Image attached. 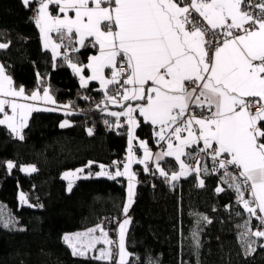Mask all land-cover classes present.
Wrapping results in <instances>:
<instances>
[{
	"label": "snow or ice",
	"instance_id": "obj_1",
	"mask_svg": "<svg viewBox=\"0 0 264 264\" xmlns=\"http://www.w3.org/2000/svg\"><path fill=\"white\" fill-rule=\"evenodd\" d=\"M33 2L23 0L29 7ZM50 6L56 7V15ZM258 7L259 12L252 10L250 0H38L35 23L44 48H51L55 59L63 47L65 60L79 77L81 87L87 88L89 81H98L105 92V101L121 109L107 112L115 118L114 126L122 127L124 118L128 127L129 150L123 171L119 162L114 161L117 165L114 173L99 165V172L85 174V169L95 163L89 161L83 168L63 174L62 178L69 182L67 190L72 191L74 179L95 175L115 180L124 176L128 180V203L124 206L127 213L135 195L133 164H144V170L149 171L147 161L155 155L160 175L176 181L190 171L197 176L202 170L208 173L206 166L190 169L181 159L187 156L199 165L204 154L211 158L213 171L224 170L243 209L264 225V0ZM53 32L61 43L53 42ZM77 44L80 48L97 50L89 56L87 64L73 62L68 54L80 50L75 47ZM3 47L7 45L0 44ZM85 69L90 71L89 76H85ZM114 84H119L121 91L115 96L108 95L109 86ZM18 99L56 104L47 88L43 96L39 91L28 96L23 87L17 90L0 65V125L21 140L32 112L59 110V106L41 108ZM129 101L135 103H126ZM253 107L258 111L253 112ZM63 108L67 110L70 105ZM137 113L144 123L156 129L157 142H165L166 150L153 154L148 144L140 141L143 159L135 157L131 145L139 127ZM105 124L113 126L107 120ZM69 126L67 120L60 124L61 128ZM88 134H93L92 129H88ZM194 146L195 154L186 151ZM165 157H174L179 162L178 173L169 177L160 168L159 161ZM14 167L13 162L6 163L8 170ZM21 171L33 173L37 169L27 166ZM199 183L203 186L204 181ZM249 187L251 191L246 198L245 189ZM223 190L217 188V192ZM19 199L28 203L23 193ZM129 223L125 219L119 225L117 264H127L129 253L124 240ZM97 231L99 236L94 235ZM251 234L264 238V230ZM63 239L73 255L82 257L98 243L108 245L92 259L112 260L111 246L115 242L108 239L102 225L86 233L65 235Z\"/></svg>",
	"mask_w": 264,
	"mask_h": 264
},
{
	"label": "trees",
	"instance_id": "obj_2",
	"mask_svg": "<svg viewBox=\"0 0 264 264\" xmlns=\"http://www.w3.org/2000/svg\"><path fill=\"white\" fill-rule=\"evenodd\" d=\"M36 3L29 7L23 0H0V44L7 45L0 48V61L16 87L31 92L47 85L56 102L69 101L72 114L32 112L23 140L0 125V204L11 217L7 227L0 221V264H111L91 255H73L62 234L123 214L125 179L93 175L76 180L69 192L62 172L89 161L95 163L87 171L105 165L113 172L114 161L122 159L119 167L124 162L128 127L122 120V127L114 126L105 92L96 81L82 88L67 61L61 56L53 59L42 47L33 16ZM95 51L80 48L69 55L83 65ZM63 120L70 126L61 128ZM138 122L136 135L154 147L153 126L141 118ZM9 160L16 165L11 170L6 168ZM26 163H33L37 171H21ZM199 163L209 172L202 170L197 176L192 171L176 181L161 176L157 167L135 169L136 191L125 232L127 264H264V238L251 234L261 230L260 221L238 203L224 174L213 171L206 158ZM159 165L168 176L178 168L171 157ZM218 187L224 190L217 192ZM19 190L30 204H19Z\"/></svg>",
	"mask_w": 264,
	"mask_h": 264
},
{
	"label": "crops",
	"instance_id": "obj_3",
	"mask_svg": "<svg viewBox=\"0 0 264 264\" xmlns=\"http://www.w3.org/2000/svg\"><path fill=\"white\" fill-rule=\"evenodd\" d=\"M36 8H35V10H34V12H33V16H34V20H35V16H36V9L38 8V0H37V3H36ZM50 11L52 12V14L53 15H56L57 14V9H56V7L55 6H50ZM69 15H73L74 16V13H69ZM36 24V23H35ZM37 26V25H36ZM38 27V26H37ZM39 28V27H38ZM39 31H40V29H39ZM55 32H53V33H51V38H52V40H53V42H55V43H61V41L57 38V37H55ZM40 38H41V41H42V47L44 48V46H43V39H42V35H41V32H40ZM75 47L76 48H80V46L77 44V45H75ZM48 50L50 51V53L52 54V51H51V48H48ZM59 51H60V53H61V55H59V56H61L63 59H65V57H64V53H65V49L62 47L61 49H59ZM97 51V50H96ZM96 51L94 52V53H92V54H90L89 56H91V55H93V54H96ZM69 54V53H68ZM59 56H57V57H59ZM89 56H88V59H89ZM52 57H53V54H52ZM54 59V58H53ZM74 62V61H73ZM88 62V61H87ZM87 64V63H86ZM82 65V64H81ZM86 72V74L89 76L90 75V71L89 70H87V71H85ZM106 73H107V75L108 76H110V71L109 70H106ZM78 77V76H77ZM78 80H79V77H78ZM97 83H98V88L100 89V84H99V82L98 81H96ZM45 87V86H44ZM43 87V88H44ZM111 87V85L109 86V88ZM36 89H39V88H36ZM42 89V88H41ZM108 95H111V96H115L116 94H117V92H116V90H114L113 89V87H111V91H109L108 90V93H107ZM258 99V98H257ZM104 101H105V96H104V99H103ZM126 103H135V102H131V101H129V102H126ZM64 104L65 105H70V103H69V101L68 102H64ZM108 105H109V108H107V112H109V111H120L121 109L118 107V106H115V105H112V104H110V103H107ZM69 109V108H68ZM253 111V110H252ZM256 111H258V110H256ZM256 111H253V112H256ZM196 112H197V115H199L200 114V110L199 109H197L196 110ZM135 115H137V120H139V118H141L142 120H143V118L142 117H139V115H138V113L137 114H135ZM121 120L123 121V122H125L124 121V118H121ZM138 124H139V122H138ZM128 130V129H127ZM155 130L156 129H154V127H153V132H155ZM135 137H136V139L132 142V145H131V147H132V151H133V153H134V155H135V157L137 158V159H143V149L142 148H140L139 147V143H140V141H145L147 144H148V147H149V149H150V151L153 153V154H155V153H159V152H161V151H164V150H166V147H167V145H166V143L165 142H163V141H161V142H157V138H156V136L154 135V143H155V146L154 147H152V146H150V144L145 140V139H143V138H140V137H138L137 135H136V133H135ZM127 144H128V146H127V148H126V150H125V153H124V161L126 160V158H127V155H128V150H129V140L127 141ZM201 147H202V144L200 145ZM136 148L138 149V151H136ZM193 148H195V146L193 147ZM135 151H136V153H135ZM186 151H188V152H192V148L191 149H186ZM140 155V156H139ZM166 158V157H165ZM164 158V159H165ZM167 158H170V157H167ZM171 158H173L174 159V161L176 162V164L178 165L177 167V169L176 170H174V171H171L170 173H169V176H171L173 173H178L179 171H180V168H179V162L178 161H176L175 160V158L174 157H171ZM182 160H184V162L189 166V168L190 169H192V168H195V167H197V166H199L200 167V163H199V165H197V161H191V158H189V157H187V156H184V157H182L181 158ZM163 160V159H162ZM162 160H160V161H162ZM159 161V162H160ZM124 163V162H123ZM122 167V166H121ZM147 167L149 168V169H152V168H154V167H157V161L155 160V155H153V158L151 159V160H149V161H147ZM99 168V167H98ZM137 168H139V169H142L143 171H145L144 169H145V165L144 164H133L132 165V167H131V171L135 174V169H137ZM161 168V167H160ZM97 170H100V168L99 169H97ZM120 170L121 171H123V169L122 168H120ZM190 172H192V171H190ZM189 172V173H190ZM182 177V176H181ZM120 178H124L125 179V184H126V188H127V182H128V180H127V178L126 177H124V176H120ZM76 181V180H75ZM135 187H136V183H137V177H136V175H135ZM135 191H136V188H135ZM126 195H127V193H126ZM247 198H249V197H247ZM133 201H134V198H133ZM133 201H132V203H133ZM130 208V207H129ZM128 211H129V209H128ZM258 215H259V212L257 213ZM129 218V217H128ZM97 225H102L100 222H96L94 225H91V226H87V227H84V228H82V229H75L74 231H66V232H63V237L65 236V235H73V234H77V233H86V232H88V230L89 229H92V228H95ZM127 227H128V225H127ZM127 227H126V229H127ZM104 228V227H103ZM104 230L108 233V231L104 228ZM126 232V231H125ZM126 234V233H125ZM94 235H96V236H99L100 235V233L97 231ZM108 239H110V237H109V233H108ZM79 246V245H78ZM109 246L108 245H105V244H103V243H98L97 245H96V247L94 248V249H92L91 251H89V253H88V255H91V256H95V255H99V250L100 249H104V248H108ZM72 249V248H71Z\"/></svg>",
	"mask_w": 264,
	"mask_h": 264
},
{
	"label": "rangeland",
	"instance_id": "obj_4",
	"mask_svg": "<svg viewBox=\"0 0 264 264\" xmlns=\"http://www.w3.org/2000/svg\"><path fill=\"white\" fill-rule=\"evenodd\" d=\"M0 65H2V63H1V61H0ZM3 66V65H2ZM6 74L11 78V76L6 72ZM84 74H85V76H88L87 74H86V72H84ZM12 79V78H11ZM13 86L18 90V89H20L21 87H16L15 85H14V83H13ZM45 88H47L48 90H49V87L47 86V85H45V87L44 88H42V89H34L33 91H31V92H26L25 91V94L26 95H28V96H31V94L33 93V92H35V91H39V94L41 95V96H43V91H44V89ZM49 94L53 97V94H52V92L49 90ZM53 99H54V97H53ZM18 102H21V103H31V104H34V105H36L37 107H41V108H44V107H50V108H56V107H58L59 106V110L60 111H64V112H66V111H68V109L67 110H65L64 108H63V106L65 105L64 104V102H56V104L55 105H52V104H45V102L43 101V100H41V101H24V100H22V99H18ZM6 111H8V113L9 114H11V112H10V109H6ZM30 117V116H29ZM63 121H65V120H63ZM14 135V134H13ZM135 153H136V151H135ZM140 156V155H139ZM8 162H13V161H11V160H9ZM127 162V160H125L124 161V163H126ZM27 166H34V164L33 163H26V164H22L21 165V167L20 168H23V167H27ZM122 166V167H121ZM84 166H82V167H77V168H71V169H68V170H64L63 172H62V177H63V174L65 173V172H68V171H73V170H75V169H78V168H83ZM119 168H122L123 169V164L122 165H120V167ZM108 170V169H107ZM115 170H116V168H115ZM115 170H113V173L115 172ZM132 170V169H131ZM100 170H96V171H93L92 173H96V172H99ZM109 171V170H108ZM89 171H87L86 169H85V174L86 173H88ZM26 173V172H25ZM67 181V180H66ZM68 181H67V186H68ZM75 183V179H74V181H73V184ZM127 189H128V182H127ZM18 202H19V204L20 205H28V204H30V201H29V198L27 197V194L26 193H24L22 190H19L18 191ZM21 193H23L26 197H27V200H28V203L27 204H23L21 201H20V199H19V197H20V194ZM128 203V197H127V195H126V203H125V205ZM123 211H124V209H123ZM129 216H128V212L127 213H125V212H123V216H122V218H121V220H120V223H122L125 219H128L129 220V218H128ZM0 221L1 222H3L4 224L5 223H9V222H11V217L8 215V212H7V210L3 207V205H1L0 204ZM102 224V223H101ZM120 225V224H119ZM102 226L108 231V233H109V237H110V240H114V236L110 233V231H109V229H108V227L107 226H105V225H103L102 224ZM126 227H127V225H126ZM261 230H264V226H262L261 225ZM117 235H116V243H114L112 246H111V251L113 252V253H115V255H113V257H112V259L114 258V256H115V259H114V262H113V264H117V261H118V255H119V249H118V242H119V226H118V229H117ZM126 235V234H125ZM124 243H125V240H124ZM125 249H126V251H127V253H129V251H128V249H127V245L125 244ZM129 257H130V255H128V257H127V260L129 259Z\"/></svg>",
	"mask_w": 264,
	"mask_h": 264
},
{
	"label": "built area",
	"instance_id": "obj_5",
	"mask_svg": "<svg viewBox=\"0 0 264 264\" xmlns=\"http://www.w3.org/2000/svg\"><path fill=\"white\" fill-rule=\"evenodd\" d=\"M256 1H257V0H250V3L253 5V9H252V10H254V11H256V12H259V7L257 6ZM245 8H246V10H247V4L245 5ZM112 87H113L114 90H116V92L121 91V88H120V85H119V84H114V85H112ZM252 110H253V111H256V110H258V108H257V107H253ZM193 154H195V149L193 150ZM201 157H202V158H201L202 160H203L204 158H206V160H207L208 162H210V163L213 165V162H212V160H211L210 157H208V156H206V155H204V154H201ZM192 160H195V159H191V161H192ZM118 162H119L118 164H120V163L122 162V159L118 160ZM216 171H217V173L224 174V170H223V169H218V168H217ZM250 191H251L250 187L245 189V192H246V193H250ZM122 216H123V214L117 212V213H115L113 216L108 217L106 220L100 222V223H102L103 225H105V226L108 227L110 233L114 236V240H113V241H114L115 243H116V235H117L116 232H117V229H118V226H119V224H120V220H121ZM262 226H264V225H262ZM113 255H115V253H113ZM115 256H116V255H115ZM115 256H114V258L111 260V261H112L111 264H113L114 259H115Z\"/></svg>",
	"mask_w": 264,
	"mask_h": 264
}]
</instances>
